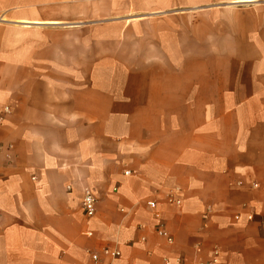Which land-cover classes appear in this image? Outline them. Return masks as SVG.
Masks as SVG:
<instances>
[{
	"label": "crops",
	"instance_id": "1",
	"mask_svg": "<svg viewBox=\"0 0 264 264\" xmlns=\"http://www.w3.org/2000/svg\"><path fill=\"white\" fill-rule=\"evenodd\" d=\"M192 2L264 14V0H0V264H91L105 247L122 254L107 264L215 248L264 264V73L227 90L178 72L165 24Z\"/></svg>",
	"mask_w": 264,
	"mask_h": 264
},
{
	"label": "rangeland",
	"instance_id": "2",
	"mask_svg": "<svg viewBox=\"0 0 264 264\" xmlns=\"http://www.w3.org/2000/svg\"><path fill=\"white\" fill-rule=\"evenodd\" d=\"M224 4L209 8L192 2L175 8V20L165 25L176 27V37L169 43L176 41L177 49L166 52L177 59L178 72L207 73L211 88L229 90L236 79L264 73V14L259 18L256 10L251 13L247 3L221 7ZM218 9L223 11L213 12ZM219 75H225L224 81H217Z\"/></svg>",
	"mask_w": 264,
	"mask_h": 264
},
{
	"label": "built area",
	"instance_id": "3",
	"mask_svg": "<svg viewBox=\"0 0 264 264\" xmlns=\"http://www.w3.org/2000/svg\"><path fill=\"white\" fill-rule=\"evenodd\" d=\"M5 112H9V109L6 108ZM254 187H258V184H254ZM168 201L170 203L176 204L178 206L181 205V200L178 198H175L174 195H170L168 198ZM96 204H97V198L95 194L87 189L84 192L83 198H82V206L84 213L87 217L92 218L96 214ZM150 207L155 211V216L156 218L161 217V213L157 210V203L153 200H150L148 202ZM248 218L252 220L254 217L253 215H249ZM158 235L162 237H166L167 241L169 243L173 242V237H171L166 229L164 228L163 225H160V227L157 229ZM89 235H92L91 232L88 233ZM121 251L118 249H113L110 247H105L102 252H91L90 254V259H91V264H107L106 263V258L110 259L111 261H115L121 257ZM166 264H171L169 259H165ZM175 264H181V259L178 258L175 262ZM199 264H226L223 259H222V254L221 251L218 248H215L213 251V256L211 259L206 260V261H201Z\"/></svg>",
	"mask_w": 264,
	"mask_h": 264
},
{
	"label": "bare ground",
	"instance_id": "4",
	"mask_svg": "<svg viewBox=\"0 0 264 264\" xmlns=\"http://www.w3.org/2000/svg\"><path fill=\"white\" fill-rule=\"evenodd\" d=\"M239 2H241V3H242L243 1H239ZM245 3H246V2H245ZM248 3H249V2H248ZM233 4H234V3H233ZM239 4H240V3H239Z\"/></svg>",
	"mask_w": 264,
	"mask_h": 264
}]
</instances>
